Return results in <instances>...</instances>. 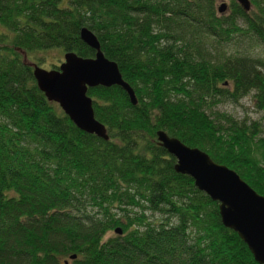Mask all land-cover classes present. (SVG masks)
Wrapping results in <instances>:
<instances>
[{
  "label": "trees",
  "instance_id": "trees-1",
  "mask_svg": "<svg viewBox=\"0 0 264 264\" xmlns=\"http://www.w3.org/2000/svg\"><path fill=\"white\" fill-rule=\"evenodd\" d=\"M218 1L0 0V264H257L156 142L163 131L198 148L264 196L261 123L215 111L252 93L264 119V0L223 14ZM84 27L137 99L88 90L108 141L32 75L37 53L93 58Z\"/></svg>",
  "mask_w": 264,
  "mask_h": 264
},
{
  "label": "water",
  "instance_id": "water-1",
  "mask_svg": "<svg viewBox=\"0 0 264 264\" xmlns=\"http://www.w3.org/2000/svg\"><path fill=\"white\" fill-rule=\"evenodd\" d=\"M250 12V0H235ZM227 4L217 11L223 14ZM80 39L95 51L93 58H82L73 52L63 55L57 69L45 70L32 65V75L48 102L58 105L80 131L108 141L106 128L95 119L93 101L87 92L91 88L118 86L137 105L133 89L122 79L115 62L105 58L95 34L84 27ZM157 145L175 158L174 170L192 178L194 186L218 203L221 223L244 242L257 264H264V196L256 193L239 175L220 165L198 148H190L163 131L156 132ZM121 234L120 228L115 229ZM76 256L70 257L75 259Z\"/></svg>",
  "mask_w": 264,
  "mask_h": 264
},
{
  "label": "rangeland",
  "instance_id": "rangeland-1",
  "mask_svg": "<svg viewBox=\"0 0 264 264\" xmlns=\"http://www.w3.org/2000/svg\"><path fill=\"white\" fill-rule=\"evenodd\" d=\"M222 3H225L227 4V6H229L230 0H219L217 3V7H219ZM247 44L248 43H244L241 46V48H247L248 47ZM248 50L251 53V55L254 56L255 54H258L260 49L257 48V46H255L254 49H248ZM63 55L64 54L61 51L52 50L45 53H37L33 56L35 58H42V57L44 58L42 64L39 65L40 68H43L45 70H52L53 65L59 66L64 61ZM25 61L27 62L26 57H25ZM215 111L225 112L239 121L246 120L248 122H252V121L260 122L262 127V133L259 137L264 138L263 114L260 111L256 110V108L254 107L252 100V93L241 99L238 103H229V102L223 103L218 107H216ZM148 216L150 217V219L153 220L159 218L158 214H152L150 212H148ZM110 236H114V233H109L107 235V237Z\"/></svg>",
  "mask_w": 264,
  "mask_h": 264
}]
</instances>
